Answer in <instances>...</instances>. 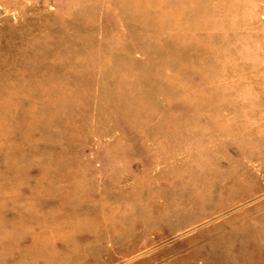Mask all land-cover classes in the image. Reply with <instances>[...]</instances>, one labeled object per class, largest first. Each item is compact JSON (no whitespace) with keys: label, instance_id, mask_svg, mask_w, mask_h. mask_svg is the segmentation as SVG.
Returning a JSON list of instances; mask_svg holds the SVG:
<instances>
[{"label":"rangeland","instance_id":"374dc122","mask_svg":"<svg viewBox=\"0 0 264 264\" xmlns=\"http://www.w3.org/2000/svg\"><path fill=\"white\" fill-rule=\"evenodd\" d=\"M0 264H264V0H0Z\"/></svg>","mask_w":264,"mask_h":264}]
</instances>
